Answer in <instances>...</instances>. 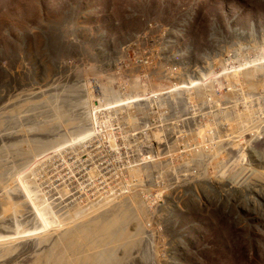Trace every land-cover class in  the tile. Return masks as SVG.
Wrapping results in <instances>:
<instances>
[{
	"label": "rangeland",
	"instance_id": "1",
	"mask_svg": "<svg viewBox=\"0 0 264 264\" xmlns=\"http://www.w3.org/2000/svg\"><path fill=\"white\" fill-rule=\"evenodd\" d=\"M93 258L264 264V0H0V264Z\"/></svg>",
	"mask_w": 264,
	"mask_h": 264
},
{
	"label": "bare ground",
	"instance_id": "2",
	"mask_svg": "<svg viewBox=\"0 0 264 264\" xmlns=\"http://www.w3.org/2000/svg\"><path fill=\"white\" fill-rule=\"evenodd\" d=\"M118 217H119V216H118ZM120 219H121V218H120ZM121 222H122V220H119L118 225H119V223H121ZM115 225H116V224H115ZM102 226H103V225H102ZM109 226H110V225H109ZM107 229H108V228H107ZM97 230H98V229H97ZM97 230H96V231H97ZM102 231H103V230H102ZM111 231H112V230H111ZM111 231H110V232H111ZM88 232H89V231H84L83 233L85 234V236H88ZM83 233H82V234H83ZM96 233H98V232H96ZM82 234H81V235H82ZM94 234H95V233H94ZM100 234H101V233H100ZM105 234H106V233H105ZM105 234H104V235H105ZM73 236H74V235H73ZM102 236H103V235H102ZM82 237H83V236H82ZM99 237H100V235H99ZM80 238H81V237H80ZM80 238H79V239H80ZM109 238H110V235H109ZM70 239H71V238H70ZM79 239H77L78 242H79ZM83 239H84V238H83ZM67 243L69 244V247H68V248L72 249V248L76 247L75 245L77 244V241L74 239V240H71L70 243H69V242H67ZM80 243H81V242H80ZM84 244H85V243H84ZM66 245H67V244H66ZM72 250H74V249H72ZM69 251H70V250H69ZM84 255H85V253H84ZM102 256H103V255H102ZM60 257H61V256H60ZM88 257H89V256H88ZM100 257H101V256H100ZM64 258H65V256H64ZM76 258H77V257H76ZM81 258H83V257H81ZM84 258H85V256H84ZM89 258H90V257H89ZM61 259H63V258H61ZM61 259H60V260H61ZM78 259H79V258H78ZM90 259H92V258H90ZM90 259L88 260L89 262H87V264H101V261H102V260H100V259H97V260L94 259V258H93V260H90ZM104 259H105V258H104ZM57 260H58V259H57ZM106 260H107V259H106ZM55 261H56V260H55ZM78 261H79V260H78ZM81 261H82V260H81ZM84 261H85V260H84ZM86 261H87V260H86ZM104 261H105V260H104ZM74 263H75V261H74ZM82 263H83V261H82ZM76 264H77V263H76ZM85 264H86V263H85Z\"/></svg>",
	"mask_w": 264,
	"mask_h": 264
},
{
	"label": "trees",
	"instance_id": "3",
	"mask_svg": "<svg viewBox=\"0 0 264 264\" xmlns=\"http://www.w3.org/2000/svg\"><path fill=\"white\" fill-rule=\"evenodd\" d=\"M45 32V31H44ZM3 70V69H2Z\"/></svg>",
	"mask_w": 264,
	"mask_h": 264
}]
</instances>
